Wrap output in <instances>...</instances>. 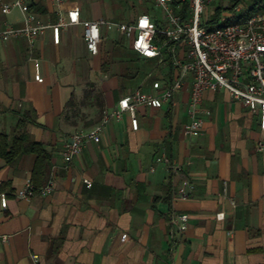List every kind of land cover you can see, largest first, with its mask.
<instances>
[{"label":"crops","instance_id":"1","mask_svg":"<svg viewBox=\"0 0 264 264\" xmlns=\"http://www.w3.org/2000/svg\"><path fill=\"white\" fill-rule=\"evenodd\" d=\"M219 1L210 10L213 20L214 9L221 8L220 17L230 2ZM38 3L43 11L31 12L54 22L50 0ZM68 4L78 6L85 20L105 15L96 0ZM139 13L158 19L150 6L130 20ZM4 23L19 25L20 12L0 11V27ZM112 33L108 45L133 57L126 39ZM147 62L153 66L143 75H126L124 62L101 69L100 55L90 56L84 47L80 25L62 29L58 44L50 30L32 46L23 38L0 44V134L11 140L20 131L41 143L50 160L40 185L49 175L54 179L49 195L18 199L15 192L31 181L34 155L21 152L9 163L0 159V189L7 196L6 208H0V236L6 237L0 239V264H264V154L255 151L263 134L258 117L225 90L203 92L200 109L208 113L201 114L197 137L183 134L188 75L160 108H137L136 130L127 113L109 121L99 142L86 144L65 168L66 137L94 126L128 92L147 90L145 76L155 60L138 56V66ZM156 71L166 83L174 79L170 63ZM36 73L41 81L34 80ZM162 153L181 164L194 184L188 198L174 197L181 178L167 172ZM83 179L91 182L89 188ZM171 212L188 218L186 230L173 238Z\"/></svg>","mask_w":264,"mask_h":264},{"label":"built area","instance_id":"2","mask_svg":"<svg viewBox=\"0 0 264 264\" xmlns=\"http://www.w3.org/2000/svg\"><path fill=\"white\" fill-rule=\"evenodd\" d=\"M213 1L152 0L154 9L160 12L158 19L147 13H139L133 20L114 22L104 18L82 19L79 7L68 4V0H50L56 19L54 22H45L29 10L26 0H0L2 14H9L14 9L21 14L19 25L4 23L0 27V44L23 38L32 46L33 40L47 30L51 32L53 43L58 44L62 29L80 25L82 41L90 56L98 53L102 29L105 28L123 36L130 49L140 58L155 60V67L145 76L147 90L137 88L128 92L117 100L111 110L105 111L94 126L86 130L78 129L66 137L61 151L65 168L69 167L86 144L99 142L109 121L119 120L127 113L131 129L136 130L137 108H160L184 85L188 75L192 78L186 105L189 121L183 128V134L188 138L201 134V114L208 113L200 109L203 92L222 89L231 100L241 103L258 117L263 137L256 141L255 151L264 154V12L253 11L234 23L208 28V24L213 21L217 25L221 18L228 20L243 10L241 5H237L233 12L226 9L227 13L213 20L210 11ZM160 18L162 21H159ZM31 60L37 67V59ZM168 63L175 72L170 83L162 80L156 71ZM34 80L41 81L38 73L34 75ZM159 160L168 173L181 178L174 197L188 198L194 184L183 175L182 165L170 160L164 153ZM53 182L52 175L38 187L26 181L14 196L18 199H28L35 194L47 196L53 190ZM83 183L87 188L91 186L87 179H83ZM6 206L7 196L0 189V208L5 209ZM168 221L171 225L170 238H173L175 231L181 233L187 228L188 218L184 213L171 212ZM125 238L126 234H121V239ZM0 239L5 240L6 237L0 236Z\"/></svg>","mask_w":264,"mask_h":264},{"label":"trees","instance_id":"3","mask_svg":"<svg viewBox=\"0 0 264 264\" xmlns=\"http://www.w3.org/2000/svg\"><path fill=\"white\" fill-rule=\"evenodd\" d=\"M36 3H29V10L30 11H43L42 7L39 5L40 0H36ZM245 0H230L228 4V8H226L228 11L233 12V8L237 5H241L243 7V10L241 13L235 14V16H238V18H242L246 16L247 14L250 13V9L246 8ZM124 2L129 3L128 5L129 8H134L135 6H140L144 11H148L147 4L148 2L152 3V0H126L123 1V3L119 2L115 6L112 14L115 16V18H123L124 16V9L127 7L124 5ZM221 11L220 7H216L214 9V20L218 19L219 13ZM215 23L214 21L208 25L213 26ZM101 44V42H100ZM100 44H99V51L95 56L100 55V68L104 69V67L107 64L110 63H126L128 66L125 69V74L126 75H143L144 72L147 69L152 68L153 63L152 62H147V63H142L141 65L138 64V55L134 53L133 57H127L126 55L119 53L118 47L113 43L112 45H108L109 50L102 51L100 53ZM108 52L114 54L112 57L113 60H110V58L107 57ZM126 59V60H124ZM132 70H134L132 72ZM70 103L67 102V106ZM97 103L100 105V101L97 98ZM22 127V124L19 123L17 124V130L19 131ZM21 152H29L34 155V163L31 169V183L34 187L40 186V183L43 181L44 174L46 171L47 166L49 165V160H50V154L46 152L43 149V146L39 142H33L29 140L28 136L24 132H17V135L13 136L11 140L8 139V137L5 134H0V159L4 161V163H9L11 162L16 155H18Z\"/></svg>","mask_w":264,"mask_h":264},{"label":"rangeland","instance_id":"4","mask_svg":"<svg viewBox=\"0 0 264 264\" xmlns=\"http://www.w3.org/2000/svg\"><path fill=\"white\" fill-rule=\"evenodd\" d=\"M96 1H99L101 3V5H103L105 15H103L102 18L117 22L118 20H117V18H115V16L112 15V11H113L115 6H118L117 4L119 2L123 3V1H126V0H96ZM244 3H245L246 8L250 9V12H253V11L254 12L255 11L264 12V0H245ZM129 4H130V2L129 3L124 2V5L127 8L124 9V15H123L124 17L121 19L122 22H124L126 20H130V18L133 17L135 13L144 11L140 6H135L134 8H129V6H128ZM219 4H220V1L215 0L210 6V10H213V8L215 6H218ZM150 6L155 12L158 13L157 15L159 18L160 17L159 10L154 9L153 3L148 2V4H147L148 9L150 8ZM224 12L227 13L228 11L225 10ZM235 14H237V13H235ZM235 14L228 20L221 18L217 25H213V26L208 25L207 27L213 28V27H216L219 25H224V24H229V23H234L236 21H239L241 18H238V16H235ZM159 21H162L161 18L159 19ZM112 32H114V31L109 30V31L104 32V39L102 40V42L100 44V53L102 51H105L106 49L109 50L108 44H109V42H111V40H113V37H112L113 33ZM113 56H114V54L108 52L107 57L110 58V60H113L112 59Z\"/></svg>","mask_w":264,"mask_h":264}]
</instances>
